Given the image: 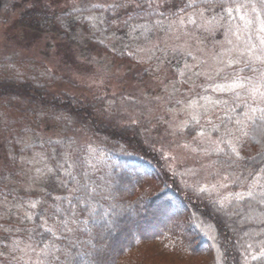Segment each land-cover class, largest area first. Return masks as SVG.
<instances>
[{
    "label": "rangeland",
    "instance_id": "obj_1",
    "mask_svg": "<svg viewBox=\"0 0 264 264\" xmlns=\"http://www.w3.org/2000/svg\"><path fill=\"white\" fill-rule=\"evenodd\" d=\"M16 1L20 6L2 15L0 58L24 60L26 63L22 67L27 73L48 74L51 91L56 94L65 92L84 101H101L99 113L110 122L115 116L114 122L119 126L137 125L146 143L160 153L167 171L176 169L184 173L183 177L177 175L181 184L195 188L220 182L219 175H212L218 172L211 166L216 157L194 152L192 149L202 147L199 138L179 131L184 122L191 119L193 109L187 106L192 101H198L196 110L201 114L197 131L200 127L211 128L209 120L213 124L221 123L218 117L224 116V106L213 107L201 100V96L225 99L231 103L229 96L212 91V86L221 81L223 73L214 79L209 78L214 76L218 67H222L214 62L213 57L229 47L224 43L223 27L213 30L205 25V20H211L215 13L221 12L220 8H216L215 13L211 8H197L174 16L173 13H179L191 0H153L152 9L163 12L164 16H149L143 8H137L136 0H133L127 10H110L112 17L109 22L113 31L108 39L102 32L105 24L95 19L104 21L106 13L89 16L93 29L101 34L100 39L105 45L112 51L123 52L122 57L117 58L109 50H101L88 43L85 32L79 29L80 25H76L77 37L70 39L59 34L42 35L17 26L21 12L29 6L36 5L40 10V7H46L50 15L55 12L63 15L77 9L81 0ZM120 2L122 0L92 1L104 9ZM200 12H204L203 18ZM129 15L133 17L130 20ZM189 16L196 20L195 25L187 23ZM182 19L185 21L183 28L179 23ZM126 20L152 31V35L140 39L132 32L123 34ZM241 23L236 20L237 25ZM231 39L236 43L235 37ZM239 67L242 65L226 71H236ZM205 88L208 91L205 92ZM2 106L0 179L4 177L7 181L0 188V197L4 195L0 200V264H16L36 260L35 252H28L26 245L31 243V230L35 227L31 216L42 207L40 203L31 208L29 202L48 189L59 191L57 180L52 178L56 174L52 166L57 165L61 158L52 154L53 158H48V162L44 151L39 149L31 155H19L17 160L5 161L7 156L16 157V151L31 146V135H23L22 131L26 124L31 126L25 118L32 119L36 113L32 115L30 111L24 109L21 112L15 106ZM38 122L32 127L37 129L36 136L33 134L35 140L60 138L58 131L48 130L44 119ZM15 135L19 136L17 141ZM216 136L212 134L211 140L214 141ZM85 142L86 139L80 137L79 143ZM249 148L252 149L251 142L245 141L240 154H245ZM49 168L52 169L50 173ZM233 190L242 189L229 187L222 189L220 195Z\"/></svg>",
    "mask_w": 264,
    "mask_h": 264
},
{
    "label": "snow or ice",
    "instance_id": "obj_2",
    "mask_svg": "<svg viewBox=\"0 0 264 264\" xmlns=\"http://www.w3.org/2000/svg\"><path fill=\"white\" fill-rule=\"evenodd\" d=\"M132 3L133 0H122L107 7L113 10H127ZM152 3L153 0H136V7L143 8L149 16H164L163 12L152 9ZM91 7L100 8L101 5ZM189 8H211L214 13L216 8H220L221 12L215 13L211 20H205V25L213 30L223 27L224 43L229 45L213 57L214 62L222 67H218L214 76L209 78L214 79L215 76H221L223 73L221 81L212 86V91L229 96L231 103L225 99L200 97L213 107L223 105L225 115L218 117L220 124H213L209 120L208 123L212 124L211 128H199L196 136L202 147L192 149L205 156L216 157L211 166L218 172L212 175L214 177L219 175L220 182L195 188L186 183L176 185L177 175L183 177L184 173L172 169L171 183L157 184L158 177L149 170L120 169L117 173L114 165L113 173L104 178L103 184L90 183L89 170L97 167V159L104 155L102 150L94 149L89 145L86 155L71 163L68 162L69 156L65 153L64 163L59 164V167L64 169V175L75 185V194L72 197H61L53 206L55 212L48 219L53 221L55 227L44 228V231L50 234V238L46 240L42 238L35 241V244L26 245L28 252H35L36 247L43 245L37 253V264H115V259L122 253V249L114 253L108 237L117 230V218L125 215L157 219L164 217L168 222V230L173 235L179 232L189 237L187 247L193 255L204 254L205 250L198 247L199 240L196 238L203 236L208 239L207 229L215 231L212 217L232 219L241 216L243 217L239 221L241 225L244 223L257 225V228L244 232L237 242L238 247L243 250L244 264H250L251 261L264 264V211L257 215H245L238 211V207L242 204H247L249 207L253 203L264 206V0H191L179 10V13L173 15L181 14ZM139 15L140 13H137V16ZM199 15L203 18L204 12H200ZM132 18L129 15L128 19ZM95 19L104 23L102 18ZM237 19L242 22L240 25L236 24ZM127 23L128 20L125 21V24ZM179 23L183 28L185 21L182 19ZM187 23L195 25L196 20L189 16ZM231 37H235L236 43H233ZM235 65L242 67L236 71H226ZM204 91L208 89L205 88ZM197 105L198 101L188 104L187 107L193 109L190 113L191 119L184 122L179 129L180 132L188 129L191 133V130L200 124L201 114L196 110ZM115 120L116 117L113 116L110 126L121 130ZM213 133L218 134L214 141L211 140ZM245 141L257 144L260 148L257 156L250 161H246L240 154ZM51 143L63 145L64 141ZM242 163L243 168H241ZM81 167L84 168V182L73 175V169ZM48 172H52V169L49 168ZM63 186L67 187V182ZM120 186L129 193L139 189V195L132 204H117L116 193L120 191ZM229 187L242 190H233L220 195L222 189ZM180 191L184 192L189 203L192 199L201 203L206 201L205 208L209 210V215L206 216L204 212H197L196 215L189 213L188 204L178 195ZM38 203L39 201L29 202V207L35 208ZM77 209L84 214V219L77 218ZM37 215L42 216L39 213ZM57 216L61 219L57 220ZM77 233L86 234L88 237L87 241L83 242V251L80 247L82 241ZM245 236L249 238L246 241ZM218 243V236H211L209 246Z\"/></svg>",
    "mask_w": 264,
    "mask_h": 264
},
{
    "label": "trees",
    "instance_id": "obj_3",
    "mask_svg": "<svg viewBox=\"0 0 264 264\" xmlns=\"http://www.w3.org/2000/svg\"><path fill=\"white\" fill-rule=\"evenodd\" d=\"M92 1L81 0L78 8L76 7L77 9L63 15L57 12L50 15L46 7H40V10L36 5L29 6L21 12L16 23L23 30L42 35L59 34L64 39L77 37L76 25H80L79 29L85 32L88 43H92L98 49L109 50L117 58L122 57L123 52L112 51L105 45V42L100 39L101 34L93 29L89 19L91 15H104L106 13L105 28L102 32L103 34L106 33L105 38L108 39L113 31L109 22L112 17L111 9L93 8L91 6L95 4ZM18 6L20 5L16 0H0V24L4 21L2 18L3 13H10ZM190 10L192 9H186L184 12ZM123 29V34L128 35L132 32L135 37L140 39L152 35V31L149 32L144 27L132 25L131 23L125 24ZM25 63L24 60L18 61L11 57L2 56L0 58V106L3 105L5 108L15 106L21 112L25 109L30 111L32 115L36 113L32 119L25 118L31 126L26 124L22 131L23 135H31L33 140L31 146L28 145L23 150L16 151V157L7 156L5 161L17 160L19 155H31L39 149L44 151L48 162L50 161L48 158H53L52 154H57L61 158L57 165L52 166L53 171L56 173L52 175V178L57 180L56 184L60 186L59 191L48 189L41 196L32 197L33 202L39 201L38 204L41 203L43 208L31 216L35 224L30 235L32 244L42 238L45 240L50 238V234L45 232L44 228L55 227L53 221L48 219L55 212L53 206L58 203L61 197H72L75 194V185L71 183L69 177L64 175V169L59 167V164L64 163L65 153L68 154V162L71 163L85 156L89 145L94 149L102 150L104 155L97 159V167L89 170L88 181L90 183L103 184L104 178L113 173L114 165L117 173L120 169H146L158 177L157 184L171 183L172 177L170 172L167 171L160 153L146 143L137 125L120 126L121 130L114 129L110 126L112 122L106 120L99 113L101 101H84L65 92L54 93L51 91L50 86L51 77L48 74L27 73L22 67ZM223 114L225 115V113ZM40 119L45 120L48 130L58 131L60 138L35 140L34 135L36 136L35 130L37 129L32 127L37 126ZM2 124L3 122L0 119V125ZM4 128L7 129V127ZM184 131L188 136H195L197 128L195 126L191 133L188 129ZM5 133L7 134V131ZM213 134L218 135L217 133ZM16 136L14 138L17 141L19 136ZM80 137L85 138L86 142L79 143ZM54 141H64V143L63 145L51 143ZM69 141H71V144H69ZM251 147L252 149L249 148L245 154H241L246 161H250L260 151L257 144L251 143ZM65 167H67V164H65ZM243 167L242 163L241 168ZM83 172V167L73 169V175H76L81 182H84ZM6 181L4 177L0 179V188L3 184H6ZM65 182H67V187L63 186ZM176 185H181L178 177H176ZM138 195L139 189L129 193L123 186H120V191L116 193V202L118 205L132 204ZM178 195L188 204L189 213L192 215H196L197 212H204L206 216L209 215V210L205 208L206 201L201 203L196 199H192L189 203L183 191H180ZM2 199H4V195L1 194L0 200ZM238 211L245 215H257L264 211V206L253 203L249 207L247 204H242L238 207ZM38 213L42 216L37 215ZM77 218H85L79 209H77ZM242 218L241 216L232 219L221 216L212 217L215 231L207 229L208 239L203 236L196 238L199 240L198 247L205 250L203 255L191 254L187 247L189 237L179 232L173 235L168 230V222L164 217L159 219L147 216L143 218L126 215L118 217L117 230L108 237V241L114 253L122 249V253L115 259V264H244L242 259L243 250L238 247L237 242L244 232L248 229L257 228V225L252 223L241 225L239 221ZM56 219L59 220L61 217L57 216ZM45 220H47V224H45ZM77 235H80L82 241L80 247L83 251V242H86L88 237L86 234L77 233ZM213 235L218 236L219 243L210 247L211 236ZM248 239L247 236L244 237L245 241ZM42 247V244L36 247V260L21 261L16 264H37V253ZM250 264H258V262L251 261Z\"/></svg>",
    "mask_w": 264,
    "mask_h": 264
}]
</instances>
